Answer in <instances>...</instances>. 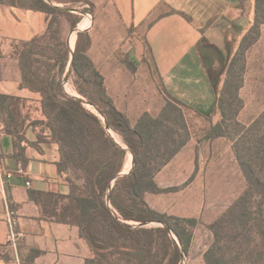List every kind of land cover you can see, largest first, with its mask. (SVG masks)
Masks as SVG:
<instances>
[{
    "label": "crops",
    "instance_id": "obj_1",
    "mask_svg": "<svg viewBox=\"0 0 264 264\" xmlns=\"http://www.w3.org/2000/svg\"><path fill=\"white\" fill-rule=\"evenodd\" d=\"M85 1L93 15V25L87 31L91 38L87 56L131 125L135 126L144 113L153 117L160 114L166 104L162 85L187 105L184 113L191 138L155 176L159 188L179 190L146 193L145 201L158 213L200 221L193 231L185 264H206L204 254L213 242L206 226L233 204L244 183L232 142L225 137L208 140L206 135L222 119L218 101L228 66L252 25L251 15L240 9V0ZM172 12L189 15L194 23ZM48 23L49 17L43 12L0 4V95L22 101L19 112L23 125L21 139L17 140L6 132L0 119V264H21L6 246V198L16 211L25 244L42 252L33 264H85L94 258L77 226L44 218L40 207L30 199L31 191L63 196L70 193L66 175L59 172L60 149L46 125L42 96L21 86L19 48L46 35ZM63 27L64 33L70 30L67 21ZM68 41L75 51L77 34L72 32ZM125 60L136 64V73L130 71ZM135 79L160 81V87L153 95L143 86L132 90L130 81ZM20 169L24 175L18 173ZM5 172L14 176L2 184ZM7 254L9 261L4 257Z\"/></svg>",
    "mask_w": 264,
    "mask_h": 264
},
{
    "label": "trees",
    "instance_id": "obj_2",
    "mask_svg": "<svg viewBox=\"0 0 264 264\" xmlns=\"http://www.w3.org/2000/svg\"><path fill=\"white\" fill-rule=\"evenodd\" d=\"M49 1L78 8L89 6L83 11H92L85 0ZM249 1L240 0V9L244 11L245 3ZM260 2L256 0L254 24L243 37L227 69V79L218 101L222 119L206 135L208 140L225 137L233 141V150L247 185L243 194L214 223L206 226L213 234V242L204 254L206 264H228L243 256L245 263L264 264V113L246 127L236 121L238 110L233 119L240 129L239 140H236L229 133L226 108L229 97L240 101L243 80L237 75V67L240 57L253 44L251 36L264 20L260 15ZM0 4L40 11L49 17L46 35L22 43L19 48L21 86L42 96L46 125L51 139L60 149L59 172L66 175L70 193L63 196L31 191L30 199L40 207L44 218L80 229L82 238L94 253V258L85 264H181L182 253L188 255L193 231L200 221L158 213L147 204L145 194L179 190L159 188L155 176L191 138L184 113L187 105L162 85L166 104L160 114L153 117L144 113L132 126L128 116L115 106L107 93L104 78L87 56L91 47L89 33L79 32L71 69L74 87L98 109L110 130L121 138L127 150L123 149L107 132L104 121L80 100L68 95L64 88L72 53L61 36V19L66 20L70 30L74 31L82 17L53 7L44 0H0ZM172 14L182 15L189 23H194L189 15ZM125 64L136 73L133 61L126 60ZM21 103L19 98L0 95V119L6 132L17 140L21 139L23 129L19 112ZM240 103L239 108L242 107ZM128 150L134 156V167L129 174L120 176L124 173ZM17 157L24 160L21 154ZM146 223L164 226H139ZM18 252L21 264H33L42 253L28 247L23 239L19 242ZM4 257L9 261L8 254Z\"/></svg>",
    "mask_w": 264,
    "mask_h": 264
},
{
    "label": "rangeland",
    "instance_id": "obj_3",
    "mask_svg": "<svg viewBox=\"0 0 264 264\" xmlns=\"http://www.w3.org/2000/svg\"><path fill=\"white\" fill-rule=\"evenodd\" d=\"M53 3L59 6H62V7H66V8H74L72 7V5H69V4L64 5V4H59L57 2H53ZM244 7H245L244 13L247 16L251 15V18H252L251 24L253 25L254 20H255L256 0H251L245 3ZM80 10L83 11V9H80ZM260 15L263 20L264 19V0H261L260 2ZM64 21L66 20L62 18L61 19V29H60L62 32L61 36L63 39L66 40L68 44V39L70 38V35L72 34L73 31L69 30L67 31V33H64V27H63ZM252 25L250 26L248 31L251 29ZM72 40L74 42L75 38ZM250 41H253V44L247 49L245 55L243 57H240L241 61H239V64L237 67V75L239 78L242 77V80H243V85L239 92V99L242 102V107L239 108L241 105L240 101L235 100L232 97H229V100L226 105L227 119H228V124L230 126L229 133L231 137L235 138L236 140H239L238 133L240 129L236 127L233 119H234L235 113L238 110L239 111L236 116V121H238L239 123H241L242 125L246 127L251 126V124L264 113V20L262 24L260 25L259 30L253 33V35L250 38ZM87 75L88 76L91 75V72L89 70L87 71ZM226 79H227V75H226ZM130 83H131L130 87L132 88V90L137 89L139 86H143L145 89V92L148 93L149 95H153V93L157 91V88L160 87V81H158L157 83V82H153L152 80H148V79H135V80L130 81ZM67 85L69 88L67 89L65 86L64 88L68 95L71 96L72 95L71 93H74L76 94L77 97L84 99L77 93V90L74 87L73 78L71 75L69 77V82L67 83ZM68 90L71 93H69ZM85 106L89 110H91L93 113L97 114L103 120V118L99 115L96 109H94L93 107L89 105H85ZM230 141L232 142V146H233L234 145L233 141L232 140ZM118 143L123 145L122 141ZM129 155L130 154L128 153V156H127L128 159H129ZM128 159H126V163L128 162ZM242 179L244 183L242 184L239 197L243 194L247 186L246 180L243 174H242ZM239 197H237L236 200ZM151 227H154V226L152 225ZM236 252L237 251L233 253L232 255L233 257L236 256ZM243 259H244V256L242 258H239V261L232 262L230 260L228 264L254 263V262L245 263Z\"/></svg>",
    "mask_w": 264,
    "mask_h": 264
},
{
    "label": "built area",
    "instance_id": "obj_4",
    "mask_svg": "<svg viewBox=\"0 0 264 264\" xmlns=\"http://www.w3.org/2000/svg\"><path fill=\"white\" fill-rule=\"evenodd\" d=\"M83 8H88V6H84L82 7V9ZM92 25H93V15L88 12V14L82 16V20L79 23L78 28L89 31ZM18 173L20 175L25 174V172L21 169L18 171ZM13 176H14V173L5 172L1 178L2 184L5 181V179L9 180ZM27 186L31 187V183L27 182ZM5 210H6V220H7L8 227H9L6 246L14 255L16 262L20 263L18 247H19L20 240H22L24 237V234L18 230L16 211L14 210L10 200L7 198L5 199Z\"/></svg>",
    "mask_w": 264,
    "mask_h": 264
},
{
    "label": "water",
    "instance_id": "obj_5",
    "mask_svg": "<svg viewBox=\"0 0 264 264\" xmlns=\"http://www.w3.org/2000/svg\"><path fill=\"white\" fill-rule=\"evenodd\" d=\"M44 1L46 3H48L49 5L53 6V7H57L59 9L66 10V11H69L71 13H76V14H79L81 16L88 14V12H86V11H81V10H78V9H75V8H66V7L59 6V5L54 4L52 1H49V0H44ZM79 32H87V30H83V29L77 28L76 30L73 31V34H78ZM68 46H69V41H68ZM71 53H72L71 54V60H70V63H69V67H68L67 74H66L65 79H64V86L65 87H66L67 83L69 82V77L71 75L72 62H73V58H74V55H73L74 51L71 50ZM71 97L80 100L84 105H89V106L93 107L94 109H96V111L103 118V121L106 124V121H105L104 117L102 116V114L98 111L97 108H95L94 106H92L87 100L82 99V98L77 97V96H74V95H71ZM106 130L113 137V135H112L113 132L110 130V127L107 124H106ZM115 142L120 147H122L123 149H126V148H124L123 145L119 144L116 140H115ZM128 153L131 154V156H132V167H131V169H130V171L128 173H122L120 176L129 174L133 170V167H134V156H133V154L129 150H128ZM107 202L110 205V196L107 197ZM128 225H130V224H128ZM152 225L153 226H164L161 223H146V224H140L139 226L140 227H151ZM171 236L176 240L175 236L172 233H171ZM181 264H185V255H184V253H182V263Z\"/></svg>",
    "mask_w": 264,
    "mask_h": 264
},
{
    "label": "bare ground",
    "instance_id": "obj_6",
    "mask_svg": "<svg viewBox=\"0 0 264 264\" xmlns=\"http://www.w3.org/2000/svg\"><path fill=\"white\" fill-rule=\"evenodd\" d=\"M72 41L73 40H71V42H70V44H71V46H72ZM67 87H68V85H67ZM69 88V87H68ZM73 95V94H72ZM74 96H76V95H74ZM112 135H113V137H114V139L117 141V142H121L122 140H121V138L119 137V136H117L116 134H114V133H112ZM120 144V143H119ZM131 155V154H130ZM130 155H129V159H128V162L126 163V167H125V169H124V171L126 172L127 171V169L128 168H130L131 167V158H130ZM132 157V156H131Z\"/></svg>",
    "mask_w": 264,
    "mask_h": 264
}]
</instances>
